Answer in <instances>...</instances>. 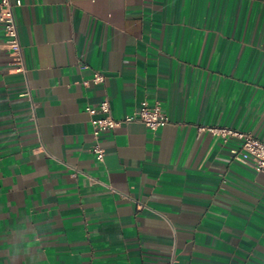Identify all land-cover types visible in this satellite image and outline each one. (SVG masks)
Listing matches in <instances>:
<instances>
[{
    "label": "crops",
    "instance_id": "1",
    "mask_svg": "<svg viewBox=\"0 0 264 264\" xmlns=\"http://www.w3.org/2000/svg\"><path fill=\"white\" fill-rule=\"evenodd\" d=\"M21 1L25 72L0 21V264H264V171L201 130L264 142V0ZM104 100L169 122L103 132L99 161Z\"/></svg>",
    "mask_w": 264,
    "mask_h": 264
},
{
    "label": "built area",
    "instance_id": "2",
    "mask_svg": "<svg viewBox=\"0 0 264 264\" xmlns=\"http://www.w3.org/2000/svg\"><path fill=\"white\" fill-rule=\"evenodd\" d=\"M21 5V0H0V21L4 29L6 46L11 56L13 69L18 72H25L23 47L15 17V8ZM104 78L105 75L97 71L94 73L93 82L100 83L104 81ZM86 111L91 115L90 122L93 128L92 152L99 161H103L105 157V151L100 143V136L103 132L112 130L123 123L136 121L144 123L151 130H157L169 122L159 100L151 105L144 103L121 118L112 116L108 100H104L98 107L87 106ZM204 129H208L225 140L237 139L239 143L230 149L231 157L236 161L251 165L258 171H264V142L256 138L251 132L228 127H201V130ZM175 262L176 258H171L167 264H175Z\"/></svg>",
    "mask_w": 264,
    "mask_h": 264
}]
</instances>
